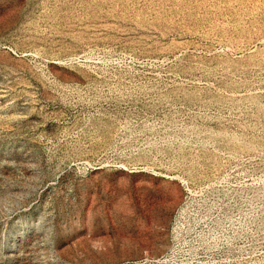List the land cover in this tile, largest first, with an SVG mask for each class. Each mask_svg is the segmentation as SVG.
Segmentation results:
<instances>
[{"label":"rangeland","instance_id":"obj_1","mask_svg":"<svg viewBox=\"0 0 264 264\" xmlns=\"http://www.w3.org/2000/svg\"><path fill=\"white\" fill-rule=\"evenodd\" d=\"M0 264H264V0H0Z\"/></svg>","mask_w":264,"mask_h":264}]
</instances>
